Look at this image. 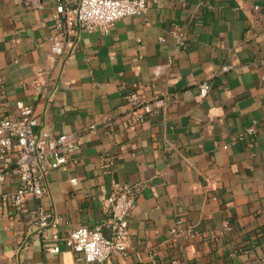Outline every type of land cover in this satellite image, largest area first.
Listing matches in <instances>:
<instances>
[{"label":"crops","instance_id":"1","mask_svg":"<svg viewBox=\"0 0 264 264\" xmlns=\"http://www.w3.org/2000/svg\"><path fill=\"white\" fill-rule=\"evenodd\" d=\"M185 1L82 31L72 53L57 55L56 0H0V119L18 116L21 100L34 106L37 132H72L80 144L49 171L41 198L22 210L0 199V264H264V0ZM128 90L176 99L127 127ZM115 182L142 185L127 255L90 263L64 243L51 251L52 228L47 238L33 231L43 206L62 217L61 234L103 224L109 235L104 199ZM226 221L233 229L221 235Z\"/></svg>","mask_w":264,"mask_h":264},{"label":"built area","instance_id":"2","mask_svg":"<svg viewBox=\"0 0 264 264\" xmlns=\"http://www.w3.org/2000/svg\"><path fill=\"white\" fill-rule=\"evenodd\" d=\"M159 1L56 0V31L50 38L51 51L57 55L72 53L82 31L108 32L118 19L128 15H142L152 2ZM182 3L185 4L186 1L182 0ZM177 36L183 43V34L178 33ZM172 61L173 59H170V62ZM228 70L229 66L224 65L220 72ZM262 78L264 79V75ZM210 89L211 83L208 80L199 85L202 97H205ZM2 93L1 87L0 96ZM123 96L128 105L125 122L127 127H134L152 116L162 114L168 101L176 99L175 95H166L148 100L135 90H128ZM17 109L18 116L5 115L0 119V185H11L10 188L0 191V199L16 210H22L28 198H41L45 194V181L49 171L69 162L80 150V144L78 135L72 132L61 133L55 137L46 132H37L35 126L38 120L32 104L20 100L17 101ZM95 128L96 125H91V129ZM254 132V128H248L239 138L243 139L246 134ZM102 164L109 170L114 161L103 156ZM70 181L77 184L78 178L72 177ZM141 189L140 183H114L110 195L104 199L110 214L109 235L104 232L103 224L82 225L61 234L57 225L62 217L43 206H38L34 212L32 229L47 238L46 229L52 228L51 238L57 241V244L51 251L59 252V244L64 243L74 252L82 253L90 263H103L110 257L125 256L131 245L130 217ZM232 229V223L226 221L220 234L224 235ZM171 232L177 234L175 228ZM190 233L193 234L191 231Z\"/></svg>","mask_w":264,"mask_h":264}]
</instances>
